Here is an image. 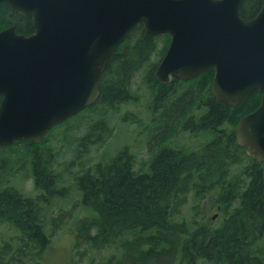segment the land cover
Segmentation results:
<instances>
[{"label": "trees", "instance_id": "16d2710c", "mask_svg": "<svg viewBox=\"0 0 264 264\" xmlns=\"http://www.w3.org/2000/svg\"><path fill=\"white\" fill-rule=\"evenodd\" d=\"M261 4V0H242L240 16L244 20L253 18ZM12 25L20 35L34 32L31 15L12 12L6 2H0V30ZM169 42L168 34H148L139 23L118 46L100 76L95 103L82 110H92L95 115L87 118L75 141L71 137L74 149L63 171L53 167L61 153L49 151L48 137H43L40 144L20 141L0 146V225L11 234L0 243V264H46L51 259V236L44 230V223L55 222L52 217L45 219L47 209L54 199H59L57 205L61 210V202L67 203L78 194L80 199L72 206L82 208L71 248H113L109 264L122 249L128 254L127 262L122 264H157L155 261L165 255L171 257L172 264H187L190 258L191 264H264V170L258 165L249 168L248 182L241 186L244 188H240V195L239 184L224 187V192L228 189L237 194L240 202L235 210L228 212L223 208L225 217L219 227L191 222L195 226L190 229L192 226L172 219L189 194L198 203L206 190L215 191L227 181L229 163H236L244 150L236 144L233 131L241 117L233 125L232 121L240 108H249L250 112L258 106V93H253L244 104L230 107L211 94L214 70L210 69L195 79L182 81L190 85H184L187 90L177 98L176 109L173 102L161 104L162 126L151 133V139L159 140L158 148L150 153L148 162L143 161L142 167L127 146L110 159L91 163L92 147L101 148L111 136L109 112L135 100L132 85L136 75L142 74L143 83L151 89L153 104L168 97L176 82L181 83L174 79L167 85L154 75ZM157 55L159 61H153L152 57ZM192 121H198V126L192 128ZM163 125L169 128L163 129ZM182 126L209 135L203 149L195 155L184 144H165ZM24 155L30 159L28 165L12 170ZM27 175L32 183L31 194H24L15 184L17 178ZM206 183L209 185L205 186ZM220 196L227 198L222 200L229 207L231 195ZM226 201L218 203L226 207ZM195 207L198 209L199 205ZM190 249L195 254L189 255ZM83 262L82 256L76 258L77 264Z\"/></svg>", "mask_w": 264, "mask_h": 264}, {"label": "water", "instance_id": "95a60500", "mask_svg": "<svg viewBox=\"0 0 264 264\" xmlns=\"http://www.w3.org/2000/svg\"><path fill=\"white\" fill-rule=\"evenodd\" d=\"M31 15L34 32L0 30V146L39 144L55 125L92 106L99 79L139 23L170 42L155 70L163 83L214 70L211 93L233 107L256 91L235 142L264 162V0L251 19L242 0H0Z\"/></svg>", "mask_w": 264, "mask_h": 264}, {"label": "rangeland", "instance_id": "374dc122", "mask_svg": "<svg viewBox=\"0 0 264 264\" xmlns=\"http://www.w3.org/2000/svg\"><path fill=\"white\" fill-rule=\"evenodd\" d=\"M158 46L160 48L162 44L159 43ZM152 59L153 61H159L160 57L157 55L152 57ZM180 81L181 83L177 84L176 82V85L172 86L173 89L171 90L174 91H172L168 97H164L162 101H158L153 104L151 89L143 83L142 74L136 75L132 85V89L136 95L135 100L123 103L117 107L113 113L109 112L107 117H110L109 125L112 126L111 136L106 140L105 144L101 148L96 149V146L92 147L90 150V157L93 159L91 163L93 164V161L97 162L101 159L107 160L112 158V156H114V154L124 146H127L130 151L135 153L138 158V166L143 165V161L148 162L150 159V153L155 150L154 148L159 141L157 139H151V136L153 135V132H157L156 128H160L162 126L161 114L163 108L161 104L163 103L167 106L170 102H173L174 109H176L178 107L177 98H179V96L187 90L184 85H190L189 82H182L186 80ZM172 82L173 81L170 80L165 84L168 85ZM255 93L260 95L259 105L261 94L257 91ZM171 105L172 104H170V106ZM236 112L237 113L232 121V125L235 123L237 118L246 115V113L249 112V108L244 109L243 107ZM240 114L242 115L239 116ZM94 115L95 112H92V110L85 113L81 111L64 122L53 126L44 136L45 138L48 137L46 143L49 151H52V153H58L60 151L61 153V158H58V160L56 159L55 164H53L56 171H63L65 169V163L69 160V157L72 155V149H74L73 142L75 141V137L81 134L84 130L87 118H92ZM192 122L194 123L192 128L198 126V121ZM236 124L237 123L234 124V128ZM167 128H169V125H163V129L167 130ZM71 137H73V142H70ZM208 138L209 135L204 134L200 130H193L191 128L189 129L188 126L186 128L182 126L172 139L169 138L167 140V142L169 140L170 142L168 144L166 142L165 144L168 146L184 144V146L191 147L192 149L189 150V153H194L195 155L196 151H200V148L203 149L204 144L209 140ZM11 145H13V143ZM44 147H46V145ZM157 148L158 147H156V149ZM250 156L252 155L243 151V153H241V157H238L236 163H229L226 172V180L230 181H224L222 183L223 186H219L215 191L209 189L206 190V195L200 200V202L196 203L193 196L189 194L186 197V203H184L178 211L179 213L172 218L173 221L185 223L189 228L192 226L190 229L195 226V224H191V222H200L204 224L203 226H208L210 228L219 227L225 217L223 208H227V211L229 212V210H235L236 207H239L238 204L240 202V197H236V195H240V188L242 190L244 188L241 186H243L245 182H248L247 172L249 168H251L252 162ZM29 161L30 159L27 155H24V157L21 158L16 165L12 166V170L16 171L24 164L28 165ZM75 170H77V168H75L74 171ZM26 177L23 176L22 178H17L15 184L24 194H31L33 192L32 183L29 176L27 175ZM236 184H239V191L237 194H234L228 189L225 192L223 191L225 186H235ZM208 185L209 183L205 184V186ZM220 195H231L228 199V201H231V205H229V207L227 206V198ZM79 199L78 194L72 197L67 203L61 202V210H59V206L57 205V203L60 202L59 199H54L50 207L47 209L45 219L49 220L52 217L55 222L51 225L49 224V221L46 220L44 223V230L51 236V244L48 250V257L49 254H51V259L46 264H77L76 258L78 256H82L84 258L83 264H109V259H111L110 256L115 252L113 248H108L107 251H97L89 245H83L79 248L74 246L71 248L72 243L76 241V233L74 230L76 220L78 215L81 213L82 208L78 205H72L74 201ZM220 201L221 203L222 201H226V207H222V205L218 203ZM194 205H199V208H194ZM10 235V230L5 226L0 225V243H4L2 242V239H7ZM189 253V255L195 254L191 249ZM127 260L128 254H126V249H122V251H117L115 253L114 259L111 261L112 264H122V262H127ZM191 260L193 259L190 258L187 264H191ZM155 262L157 264L173 263L171 257L169 258V255L159 257ZM193 262L194 261H192V263Z\"/></svg>", "mask_w": 264, "mask_h": 264}, {"label": "flooded vegetation", "instance_id": "af4514ba", "mask_svg": "<svg viewBox=\"0 0 264 264\" xmlns=\"http://www.w3.org/2000/svg\"><path fill=\"white\" fill-rule=\"evenodd\" d=\"M11 9V8H10ZM22 13V12H21ZM12 26H15V25H12ZM8 28V27H7ZM15 28H16V26H15ZM5 29V28H4ZM17 30V29H16ZM172 81L174 80V79H171ZM235 129V128H234ZM244 149V148H243ZM243 151H245L246 152V150L244 149ZM243 153V152H242ZM247 153V152H246ZM248 154V153H247ZM251 157V159H252V162H251V168L253 167V165H258L259 166V168L260 169H262V170H264L263 168H264V162H257V161H255V158L253 157V156H250Z\"/></svg>", "mask_w": 264, "mask_h": 264}]
</instances>
